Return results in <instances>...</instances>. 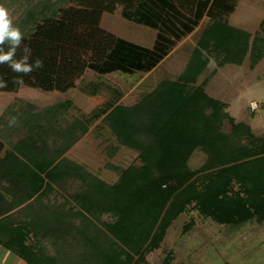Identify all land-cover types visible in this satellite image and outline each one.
<instances>
[{
    "label": "trees",
    "instance_id": "1",
    "mask_svg": "<svg viewBox=\"0 0 264 264\" xmlns=\"http://www.w3.org/2000/svg\"><path fill=\"white\" fill-rule=\"evenodd\" d=\"M21 1V14L13 23L24 39L16 58L28 45L30 62L39 58L43 67L23 76L21 86L12 80L23 74L0 65V78L7 81L0 92L14 93L26 86L65 93L76 87L87 69L108 74L151 67L153 50L101 28L105 12L119 9L127 20L156 29L154 50L162 55L192 33L205 14L211 21L176 80L160 81L132 105L109 100L95 116L104 117L118 144L135 151L141 164L114 166L119 176L109 182L76 164L67 169L60 151L45 165L42 160L37 162L42 154L30 153L29 160L39 173H49L52 166V176H61L65 170L77 175L82 171L83 190L73 197L83 210L81 222L76 224V232L74 226H68L63 228L68 232L60 234L61 224L75 221L53 218V232L45 233L57 246L51 253L38 232L24 224L7 225L4 218L0 220L4 247L27 264H148V254L160 247L168 228L185 212L196 211L235 229L248 223L264 225V134L255 133L249 122L231 115L227 103L209 94L204 82L198 84V77L211 62L209 55L219 65L241 66L250 57L255 66L264 59V36L226 21L234 10L229 0ZM90 87L87 94L100 93V84ZM65 105L45 111L65 110ZM256 107L251 104L252 115ZM87 130L85 124L83 132ZM197 151L206 159L193 168L190 160ZM73 209L71 212H77ZM105 215L109 219H103ZM66 236L73 250L58 247V240ZM171 258L169 254L163 263L169 264Z\"/></svg>",
    "mask_w": 264,
    "mask_h": 264
},
{
    "label": "rangeland",
    "instance_id": "2",
    "mask_svg": "<svg viewBox=\"0 0 264 264\" xmlns=\"http://www.w3.org/2000/svg\"><path fill=\"white\" fill-rule=\"evenodd\" d=\"M234 10L226 16V21L251 34L264 36V0H229ZM21 0H1L13 20L21 14ZM211 21L205 14L199 26L176 43L167 55L154 50L157 30L124 18L119 9L116 12H105L101 28L144 47L153 50L149 67L145 71L123 73L115 71L99 74L87 69L77 80L76 87L70 95L53 91L46 92L23 86L18 93L0 92V112L13 102L29 101L37 107H46L70 97L75 108L66 118L73 121V116H82L92 125L83 138L81 150L73 156L94 167V172L101 178L114 182L118 179L116 166H127L131 163L141 164L137 153L120 146L109 124L99 114L107 101L132 105L145 94L152 91L164 79L176 80L187 68L198 46L203 29ZM211 62L198 77V84L204 82L207 92L227 103L228 111L237 120L249 122L255 133L264 134V59L251 66L250 57L243 65H219L212 55ZM259 77V78H258ZM100 84L98 95H89L90 84ZM69 91L67 93H69ZM86 91V92H85ZM65 94V95H64ZM257 103L252 115L251 104ZM72 115V116H71ZM226 128L229 123L226 122ZM85 134V133H84ZM113 148H117L110 157ZM206 156L197 151L190 160L193 168L201 166ZM115 166V167H114ZM71 190V188H69ZM103 219H109L108 215ZM169 254V264H264V225L248 223L239 228H231L204 218L196 211L183 213L168 228L160 247L148 254V264H164Z\"/></svg>",
    "mask_w": 264,
    "mask_h": 264
},
{
    "label": "crops",
    "instance_id": "3",
    "mask_svg": "<svg viewBox=\"0 0 264 264\" xmlns=\"http://www.w3.org/2000/svg\"><path fill=\"white\" fill-rule=\"evenodd\" d=\"M16 93L18 92L13 94ZM71 93L72 91L65 92L68 95ZM62 103L66 104L65 110L46 113V108ZM73 108L75 106L72 98L65 97L44 108L37 107L33 102L19 100L0 112V220L7 218L9 221L7 225L24 224L26 228H32V232L40 234L39 239L51 253L57 246L53 244L51 235L46 237L45 233L53 232V218L61 217V221L64 218L67 220L72 218L75 221V225L68 222L64 226L61 224L57 229L60 234L68 232L63 231V228L67 229L68 226H74L73 231L76 232L75 226L81 222L80 211L83 210L74 204L73 197L83 190L84 174L82 171L77 175L65 170L60 173L61 176L58 173L52 176L53 166L49 173L47 171L39 173L37 166L29 160V154L34 151L42 154L38 156L37 162L40 163L42 160L45 165L60 151L62 153L60 158L67 160L64 164L67 169H72L76 164L89 172H94L93 166L73 156L75 152L82 151L80 146L83 138L93 128L82 116H73L74 120L69 121L66 116ZM13 117L16 118V122L11 124ZM85 124L88 130L84 134ZM73 206L79 213L71 212ZM67 241V236L61 238L58 240V247L67 248ZM75 243L77 247V241ZM0 264L27 262L0 243Z\"/></svg>",
    "mask_w": 264,
    "mask_h": 264
},
{
    "label": "clouds",
    "instance_id": "4",
    "mask_svg": "<svg viewBox=\"0 0 264 264\" xmlns=\"http://www.w3.org/2000/svg\"><path fill=\"white\" fill-rule=\"evenodd\" d=\"M24 39L23 33L20 28L13 23L9 10L0 4V65L7 64L12 72L23 74L13 77L12 83L16 85H23V76L30 75L34 70L43 67V61L39 58L30 62L32 49L25 45L22 49V56L16 58L17 49ZM7 49V50H6ZM7 81L0 78V88H6ZM16 122L13 117L11 124Z\"/></svg>",
    "mask_w": 264,
    "mask_h": 264
},
{
    "label": "built area",
    "instance_id": "5",
    "mask_svg": "<svg viewBox=\"0 0 264 264\" xmlns=\"http://www.w3.org/2000/svg\"><path fill=\"white\" fill-rule=\"evenodd\" d=\"M253 107H256V103H252Z\"/></svg>",
    "mask_w": 264,
    "mask_h": 264
}]
</instances>
